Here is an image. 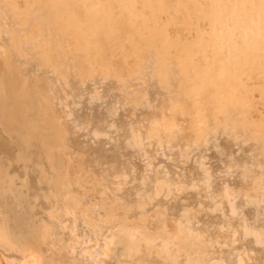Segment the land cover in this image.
<instances>
[{
	"label": "bare ground",
	"instance_id": "6f19581e",
	"mask_svg": "<svg viewBox=\"0 0 264 264\" xmlns=\"http://www.w3.org/2000/svg\"><path fill=\"white\" fill-rule=\"evenodd\" d=\"M0 251L264 264V0H0Z\"/></svg>",
	"mask_w": 264,
	"mask_h": 264
},
{
	"label": "rangeland",
	"instance_id": "374dc122",
	"mask_svg": "<svg viewBox=\"0 0 264 264\" xmlns=\"http://www.w3.org/2000/svg\"><path fill=\"white\" fill-rule=\"evenodd\" d=\"M202 20V19H201ZM200 20V21H201ZM201 25L200 27L202 29H205L206 28V25L203 24V20L201 21ZM195 29L193 31V29L189 28V27H185V26H182L181 28V37L182 39H185V41H188V42H192L193 41V37H194V33H195ZM6 260V261H5ZM8 259L3 255V253L0 251V264H23V262H21L20 260H17L15 263H10V260L7 261ZM9 262V263H8ZM21 262V263H20Z\"/></svg>",
	"mask_w": 264,
	"mask_h": 264
}]
</instances>
